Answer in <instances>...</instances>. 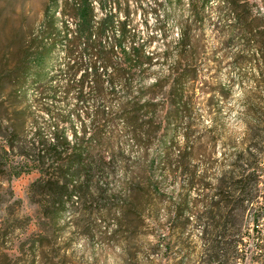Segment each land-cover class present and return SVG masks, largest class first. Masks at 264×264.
I'll return each mask as SVG.
<instances>
[{
  "label": "trees",
  "instance_id": "16d2710c",
  "mask_svg": "<svg viewBox=\"0 0 264 264\" xmlns=\"http://www.w3.org/2000/svg\"><path fill=\"white\" fill-rule=\"evenodd\" d=\"M210 1L187 0L188 21L163 54L173 56V63L166 75L154 77L149 84V71L158 60L135 42L128 16L117 22L107 12L97 19L94 4L102 9L107 0H64L63 4L50 0L40 31L33 35L19 31L11 47L16 62L0 67V100L13 103L8 148L16 150L19 160L9 168L0 163V173L15 178L36 175L26 197L43 217L57 223L67 208L76 219L91 217L92 210L102 204L100 212L111 219L109 234L115 236L122 229L131 234L156 226L158 209L154 207L162 204L168 230L176 238L194 230L199 233L198 264H264V173L257 172L264 165L262 151L255 145L235 151L226 159L224 170L208 177L196 163L198 155L191 154L201 138L191 134L189 122L183 146L174 151L175 126L183 116L189 120L199 77L201 37L193 38L190 31L203 29ZM219 2L215 10L232 18L226 28L230 41L238 33L245 45L256 47V54L236 58L234 64L257 56L253 60L257 86L264 88L263 17H250L249 0ZM59 8L74 21V30L66 22L57 27ZM59 47L68 60L58 70L65 80L57 88L52 56ZM58 89L64 99L74 94L70 113L52 109ZM29 90L35 92L34 99L23 107ZM244 102L242 122L250 134L264 126V97L254 92ZM74 119L80 121L79 131L72 126ZM28 121L29 128L19 131ZM123 137L137 149L132 160L122 148ZM168 179H180V189L188 194L178 192L166 198L160 187ZM156 247L149 253L154 255ZM184 259L182 254L176 264H185Z\"/></svg>",
  "mask_w": 264,
  "mask_h": 264
},
{
  "label": "rangeland",
  "instance_id": "374dc122",
  "mask_svg": "<svg viewBox=\"0 0 264 264\" xmlns=\"http://www.w3.org/2000/svg\"><path fill=\"white\" fill-rule=\"evenodd\" d=\"M57 1L63 4L64 0ZM49 2L50 0H0V67L16 62L17 57L11 55V47L16 42L19 31L27 35L40 31ZM249 2L250 17H263L264 32V1ZM219 3V0H212L205 8L201 31L196 27L191 28L190 35L193 38L201 37L199 77L194 84V106L189 120L183 116L172 136L174 151L177 153L185 142V128L188 122L191 124V134L201 138L197 145L194 144L191 154L194 157L198 155L196 163L200 166V171L212 178L224 170L229 162L226 159L231 153L245 151L250 145L257 146L258 151H262L261 159H264V126L249 134L242 122L245 98L254 92L264 97V88L257 86L258 75L253 62L258 57L242 65L234 64L236 58L239 60L256 54V47L255 44L245 45L238 33L230 41V33L226 28L232 18L215 10ZM94 8L97 19L107 12H111L117 22L128 16V26L136 35L135 42L143 44L145 52L153 53L158 60L149 71L146 84L151 83L154 77L167 74L174 59L170 54L167 57L163 54L176 42L181 26L188 21L187 0H181L180 4H174V0H107L102 9L97 3ZM56 16L57 27L66 22L70 30H74V21L70 16H64L60 8ZM112 33L109 32L108 36L111 37ZM123 46L129 47L126 42ZM67 60L66 53L59 47L52 56L53 72L58 74L59 68ZM64 80V74L59 73L53 81L55 87L60 88ZM107 88L109 90L110 86ZM115 88L118 98H122V91L117 86ZM34 94V91H28L22 100L23 107L34 99ZM1 101L0 163L9 168L19 160L16 150L8 148V136L11 133L9 119L13 103L11 99L3 103ZM74 105V94L64 99L58 89V99L52 109L55 112L70 113ZM111 105L116 108V100ZM72 126L79 131L80 121L74 119ZM28 128L29 121L20 125L19 131L23 133ZM121 144L126 158L132 160L137 152L134 144L127 137H123ZM258 167L257 172L264 173V165L260 164ZM176 177L179 178V175L176 174ZM35 178V174L15 178L9 173H0V264H176L182 254L185 264L199 263V233L194 230L176 238L168 230L165 205L156 204L154 207L158 209L156 226L138 228L131 234L122 233L125 232L122 229L121 233L110 236L113 223L100 212L102 204L92 210L91 217L76 219L68 208L57 223L43 217L26 197L27 187ZM180 184V179L165 180L160 191L166 198L178 192L187 195L188 191L181 190ZM190 197L193 198V195ZM262 202L264 204V199ZM155 245L157 247L152 255L148 250ZM247 259L248 256L245 261Z\"/></svg>",
  "mask_w": 264,
  "mask_h": 264
}]
</instances>
